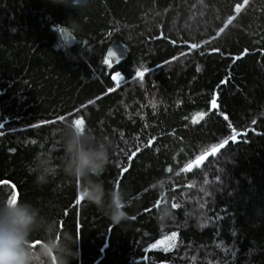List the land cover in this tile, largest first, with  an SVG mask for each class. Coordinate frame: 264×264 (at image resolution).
<instances>
[{
  "label": "trees",
  "instance_id": "obj_1",
  "mask_svg": "<svg viewBox=\"0 0 264 264\" xmlns=\"http://www.w3.org/2000/svg\"><path fill=\"white\" fill-rule=\"evenodd\" d=\"M80 117L110 145L97 178L123 194L119 224L59 167L35 182V154L59 166ZM14 189L38 213L30 249L70 232L71 264H264V220L248 235L209 216L264 211V0H0V203Z\"/></svg>",
  "mask_w": 264,
  "mask_h": 264
},
{
  "label": "clouds",
  "instance_id": "obj_2",
  "mask_svg": "<svg viewBox=\"0 0 264 264\" xmlns=\"http://www.w3.org/2000/svg\"><path fill=\"white\" fill-rule=\"evenodd\" d=\"M53 2L61 3L62 0ZM63 129L66 131L59 138L64 159L56 166L50 153L37 152L30 165L35 173V182L46 183L49 175L59 167L65 176L79 179V191L84 200L100 208L114 224H119L126 218L123 194L116 190L107 191L97 178L108 163L110 145L106 141L92 143L90 138L86 142L85 133L70 123H66ZM37 215L34 206L26 201L0 203V264H35L37 256L46 253L47 249L54 252L59 249L62 253L60 264H71L72 259L79 258V252L73 249L77 241L70 232L64 237V245L50 240L42 241L36 252L30 249L26 241L37 223ZM171 215V210L165 207L158 213V218L164 219ZM44 245H47V249Z\"/></svg>",
  "mask_w": 264,
  "mask_h": 264
},
{
  "label": "rangeland",
  "instance_id": "obj_3",
  "mask_svg": "<svg viewBox=\"0 0 264 264\" xmlns=\"http://www.w3.org/2000/svg\"><path fill=\"white\" fill-rule=\"evenodd\" d=\"M112 79L116 84H119L120 81L119 76H116V74H114L112 76ZM202 162H204V160H202L199 164H201ZM215 205H214L215 207L212 208L211 214L209 216L220 219L225 224L230 223L233 226H237L248 235L256 234L259 231L261 221L264 220V211H263L262 213L241 217L238 219L237 223H234L230 217L228 207L225 204L216 203Z\"/></svg>",
  "mask_w": 264,
  "mask_h": 264
},
{
  "label": "snow or ice",
  "instance_id": "obj_4",
  "mask_svg": "<svg viewBox=\"0 0 264 264\" xmlns=\"http://www.w3.org/2000/svg\"><path fill=\"white\" fill-rule=\"evenodd\" d=\"M193 47H196V45H193ZM113 55H116L115 52L112 53ZM145 71H147V69H145ZM121 73L120 72H117L116 73V76H120ZM137 75H143V73L141 72H138ZM59 120L63 121L64 120V117L63 116H60L58 117ZM72 125L79 128L80 131L84 132L85 131V128H84V125H85V120L80 117V118H76L72 121ZM229 141H231L233 144H235L237 142V135L233 134V135H230V136H227L226 138L222 139L219 143L217 144H214L211 148V154L213 155V157H215L217 155V152L218 150L220 149H225V147L229 144ZM140 149L137 148L136 149V152H139ZM136 153L133 152L132 153V156H135ZM132 156H129L128 159L131 160L132 159ZM198 161H202L204 160V156H199L197 158ZM31 170V169H30ZM123 172H126L127 171V168H124L122 169ZM77 184H79V179H77ZM19 200L18 196L17 195H12L11 198L9 199V203H15ZM75 200H76V203L79 204L81 203V201L83 200V194L79 193L76 197H75ZM172 209H175L178 207V205L176 203H173L171 205ZM172 236L175 237L176 236V233L173 232L172 233ZM159 243V242H158ZM150 247H155L154 245H151Z\"/></svg>",
  "mask_w": 264,
  "mask_h": 264
},
{
  "label": "water",
  "instance_id": "obj_5",
  "mask_svg": "<svg viewBox=\"0 0 264 264\" xmlns=\"http://www.w3.org/2000/svg\"><path fill=\"white\" fill-rule=\"evenodd\" d=\"M204 156V159L206 158V155H202ZM201 161H198L197 159L195 160V164L198 165ZM13 195H17L16 190L14 189V194Z\"/></svg>",
  "mask_w": 264,
  "mask_h": 264
},
{
  "label": "bare ground",
  "instance_id": "obj_6",
  "mask_svg": "<svg viewBox=\"0 0 264 264\" xmlns=\"http://www.w3.org/2000/svg\"><path fill=\"white\" fill-rule=\"evenodd\" d=\"M194 163H195V161H194ZM196 165V164H195ZM201 194V193H200ZM183 244V243H182Z\"/></svg>",
  "mask_w": 264,
  "mask_h": 264
}]
</instances>
